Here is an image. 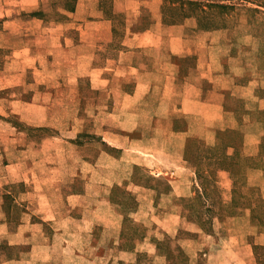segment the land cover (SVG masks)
<instances>
[{
  "label": "crops",
  "instance_id": "0c3cea01",
  "mask_svg": "<svg viewBox=\"0 0 264 264\" xmlns=\"http://www.w3.org/2000/svg\"><path fill=\"white\" fill-rule=\"evenodd\" d=\"M54 1L1 2L0 18L17 34L15 14L49 3L48 14ZM112 1L122 3V30L98 3L86 25L71 22L83 11L79 0L71 21L44 27L43 37L56 47L34 56L39 47L26 40L0 69V264H137L144 253L157 264H184L174 261L179 251H167L174 242L164 243L182 230L189 237L177 242L187 264L197 256L212 264H257L237 228L241 218L229 221L233 232L224 219L205 232L189 215L196 196L202 209L211 208L207 181L231 202L235 178L245 171L264 197V0H252L251 25L220 27H201L194 16L166 23L163 0ZM70 49L73 58L58 56ZM67 79L75 103L61 105L55 99L67 96L61 90ZM55 110L73 116L57 123ZM136 171L158 185L132 184ZM130 184L152 197L138 195L131 214ZM129 216H136L134 226H155V235L125 238Z\"/></svg>",
  "mask_w": 264,
  "mask_h": 264
},
{
  "label": "rangeland",
  "instance_id": "374dc122",
  "mask_svg": "<svg viewBox=\"0 0 264 264\" xmlns=\"http://www.w3.org/2000/svg\"><path fill=\"white\" fill-rule=\"evenodd\" d=\"M5 1H9L10 3H15L16 0H0V3L1 2L4 3ZM195 1H198L199 3H202L203 5H207L205 6L204 10H206L207 13L211 15V21L209 22L208 20H205L204 21L205 24H211V26L213 27H220L223 25L233 24V23H238V24L240 23L243 26L251 25L252 9H253V5L251 4L252 0L237 1L235 3L234 2L227 3V2H222L220 0H195ZM261 1L262 0H259L258 2H261ZM262 2L260 4H262ZM78 3H79V0H56L53 3H51L52 12L48 14H46L43 9H44V6L47 7L49 3H45V4L41 3V5H39L36 8L26 7V9L23 12L20 11V13L15 14L16 16H18L16 25L18 27L19 32L17 34L9 33V30L6 29V25H8V23H5L4 18H0V69L3 70L5 66V62L8 60L13 49H15L16 47H19V45H23L26 42V40H30L31 42L35 44V46L39 47L38 50L34 51L33 53L34 56L41 55L42 57L43 55H45L49 47H56L54 45L56 40L45 39L43 37L45 36L44 27H48L51 25L53 26L54 23L61 22V21L65 22V20L71 21L70 16L68 14L70 13L73 14L76 11ZM97 3L99 4V9L104 11L105 19L108 20L109 16L112 17V20L113 21L115 20L119 28L122 30L123 26L121 22H122L123 17H125V14L122 12L123 6H122V3H120L119 5L114 4L112 0H103V2L101 0L99 1L98 0H83V6H81V9H83V11L81 12V14L76 15L77 17L74 16L71 22L86 25L87 22H89L93 18V14L95 15V13H97ZM182 3H183L182 0H163L162 9L166 15L165 16L166 23L182 22L186 18L191 17V16H185V14H187L191 10L197 11L203 8V5L197 6V5L182 4ZM219 4L225 5V8L216 7V5H219ZM8 5L9 7L16 8L17 10V6H15V4H8ZM114 5H116V8ZM72 8H74V10H72ZM110 11L112 12V14L110 13ZM32 16H37L38 18L43 20V23L41 24V23L29 22V19ZM194 18H196V20L200 22L197 17L194 16ZM172 19L175 21H171ZM263 20L261 19V21ZM11 25L9 27H11ZM30 29H38V32L40 31L39 35L38 36H35V35L25 36L24 34L26 33H22V31L27 32ZM119 36H122V34H120ZM55 50L57 49L53 48L54 52H56ZM70 50L71 51L67 50L64 55L59 54L58 56L59 57L65 56L68 58H73L75 56V51H74L75 49L74 50L70 49ZM71 74L74 75V73H71ZM25 79L27 82H31L32 80H34L33 74L31 72H28ZM72 81L73 80L71 79H67L65 82L64 81L61 82L63 83V86L61 88V90L63 89L62 92L67 91V96H64V97L62 96V97L55 99L61 105H72L75 103V97L73 96L74 91L72 89L73 86L71 85ZM54 114L55 115H53V117H54V120L57 121V123L65 122L69 120L71 116H73V113L71 111L66 112V111L55 110ZM15 121L17 123L20 122L17 119H15ZM21 127L23 130L27 132L28 131L32 132V130H28L27 128L23 127V124L21 125ZM21 137H25V136H21ZM89 137H91V135ZM226 150L227 149L225 148L224 151L226 152ZM225 166H228L229 168L234 167L233 164L225 165ZM245 169H247L246 165H245ZM128 171L129 170H126V174L128 173ZM146 171H136L137 174H134L135 178L132 176V179H131L132 184L141 183V184H146L149 186L158 185V182L154 178H146L144 176V175H147ZM118 174L119 172L117 170L116 179L117 180L122 179L123 177H119ZM163 182H161L159 186L165 190L167 189V186L165 184L166 181L164 180ZM207 183H208L207 187L210 189L212 188L208 195V197L212 199L211 208L202 209L203 208L202 206L204 204L203 199L200 196H196V200L194 203L195 209L193 210V212L190 211V213L192 214L189 215L190 217L193 216L191 219L196 220V223H198V227L201 229H204L205 232L213 231L214 226H212V223L214 219L216 220L224 219L227 221V225H226L227 230L232 229V232H233V229H235L236 227L229 221H231V218L233 217L241 218V222L238 224L237 228L241 230L244 235H247V239L253 245V251L255 254V250H254L255 245H262L264 247V227L261 225H258L257 223L253 221V208L254 207L259 208L261 204H264V197H263V193L261 192V189L256 186L248 185V173L245 171L243 172V174H240L237 177V179L235 178V183H234L235 192L233 193L232 201L224 202L220 200L221 195L216 194L217 188L213 186L215 183L209 182V181H207ZM209 183H211L212 185H209ZM132 184H130V186H132V189L135 191V193L134 195L132 194L131 196H129L125 204V207L127 211H129V214L134 212L136 208L138 207V201H137L138 195L139 196L141 195L142 197H146V198L141 197V199L145 201L151 202V198H152L151 196L147 197L145 194H141L142 192L134 188ZM117 196L123 197L124 195L117 194ZM181 202L182 201H178L179 207H180V204L182 207L183 203ZM169 204L171 203L170 202L165 203V206ZM236 206L238 208H235ZM180 210L181 211L184 210L183 207L182 209L180 208ZM147 213L153 214L154 210L153 211L146 210V214ZM134 217L136 216H129L128 220L126 221V224L123 226V235L126 236L125 238H128V240L129 239L132 240L134 238L137 239L136 235L145 234V232L147 233V236L155 235L156 233L155 226H152V227L149 226L145 230L143 226L132 225L131 223L134 221L135 219ZM143 218L144 217H142V219ZM209 223H211V225H209ZM111 235L112 234L108 235L107 233V237H110ZM144 236L146 237V235ZM177 236H178L177 239H172L171 237L167 238L165 236L164 243L165 245L167 243V246H169L170 245L169 243L170 242L172 243L173 241L174 243H172V245L168 247L167 251L171 253H173L172 251L174 250L179 251V254H178L179 256L178 258H174V261L187 264L185 253L181 250L182 248L180 244L177 242V240L178 238L187 239L189 236L187 235L186 231L184 232V230H182ZM199 242H200L199 247L202 248L204 245V242L202 241H199ZM110 244L111 243H107L106 245L107 247L102 246L101 249H104V247L109 248ZM124 244L125 242L121 243L123 247H124ZM129 244L131 245V241H129ZM173 245H174V249L172 248ZM196 245L198 249V243ZM143 249L147 250L148 248L146 247ZM260 251L264 253L263 248L259 249V252ZM139 255H140L139 256L140 258L137 259L138 260L137 264H157V260L155 258H150L149 255H147V253H144V255H141V254ZM255 257H256V254H255ZM256 260H257V257H256ZM130 261L132 260L130 259ZM117 264H133V263L132 262L126 263L123 260H119ZM196 264H212V263L209 260L207 261L204 257L200 258V256L199 257L197 256ZM257 264H258V261H257ZM262 264H264V261H262Z\"/></svg>",
  "mask_w": 264,
  "mask_h": 264
},
{
  "label": "trees",
  "instance_id": "16d2710c",
  "mask_svg": "<svg viewBox=\"0 0 264 264\" xmlns=\"http://www.w3.org/2000/svg\"><path fill=\"white\" fill-rule=\"evenodd\" d=\"M182 4H190V5H197V6H201L203 5L202 3H199L198 1L195 0H182ZM205 6L207 5H203V8L197 11L191 10L190 12H188L187 14H185V16H195L199 19V23L201 25V27H213L211 26V24H205V20H208L209 22L211 21V15L207 13L206 10H204ZM216 7L219 8H225V5L219 4L216 5ZM72 10H74V8H72ZM171 21H175V20H171ZM264 204H261L259 206V208H253V221L255 223H257L258 225H261L264 227ZM264 247L262 245H255L254 246V250H255V254L257 257V261L258 264H262V261H264V253H262V251L259 252V249H261Z\"/></svg>",
  "mask_w": 264,
  "mask_h": 264
}]
</instances>
